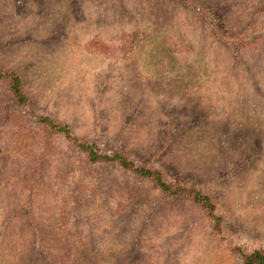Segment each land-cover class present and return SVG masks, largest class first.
<instances>
[{
    "label": "rangeland",
    "instance_id": "rangeland-1",
    "mask_svg": "<svg viewBox=\"0 0 264 264\" xmlns=\"http://www.w3.org/2000/svg\"><path fill=\"white\" fill-rule=\"evenodd\" d=\"M0 264L264 253V0H0ZM37 117L210 197L92 163Z\"/></svg>",
    "mask_w": 264,
    "mask_h": 264
},
{
    "label": "trees",
    "instance_id": "trees-1",
    "mask_svg": "<svg viewBox=\"0 0 264 264\" xmlns=\"http://www.w3.org/2000/svg\"><path fill=\"white\" fill-rule=\"evenodd\" d=\"M0 79H7L10 90L19 103L27 104L29 102V98L23 90L21 79L16 73L4 70L0 67ZM37 119L41 124L49 127L52 132L62 134L66 138L70 139L78 150L87 154L90 162L95 164L100 162H117L122 168L128 171H133L141 177L154 179L158 187L168 196H190L194 202L205 207L209 213L215 217L216 229L218 232H221L222 222L220 218L215 216V204L212 202L210 197L196 190H190L179 185L170 184L165 181L160 172L147 168H139L125 155H107L100 153L94 145L73 136L69 125L57 123L48 117H37ZM244 264H264V253L261 251H255L251 254L244 255Z\"/></svg>",
    "mask_w": 264,
    "mask_h": 264
}]
</instances>
